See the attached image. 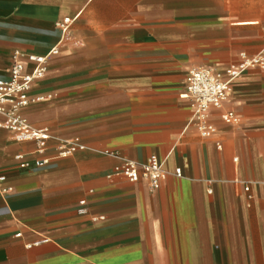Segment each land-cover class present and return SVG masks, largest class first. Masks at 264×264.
Listing matches in <instances>:
<instances>
[{"label": "crops", "instance_id": "0c3cea01", "mask_svg": "<svg viewBox=\"0 0 264 264\" xmlns=\"http://www.w3.org/2000/svg\"><path fill=\"white\" fill-rule=\"evenodd\" d=\"M58 43L29 91L43 99L22 110L50 130L46 152L0 128V264H264V73L233 81L209 110V138L181 97L190 68L264 51V0H0V80L15 50ZM229 110L237 123L221 119ZM59 140L84 148L58 157ZM111 151L156 155L160 188L108 177ZM39 157L50 160L33 165Z\"/></svg>", "mask_w": 264, "mask_h": 264}, {"label": "built area", "instance_id": "2783aa9c", "mask_svg": "<svg viewBox=\"0 0 264 264\" xmlns=\"http://www.w3.org/2000/svg\"><path fill=\"white\" fill-rule=\"evenodd\" d=\"M72 21V18L65 17L57 22L56 26L63 34H66ZM58 53L59 43L44 54H22L15 50L11 57L9 77L6 80H0V128L9 130L18 142H34L35 152L40 156L46 152L47 141L52 138V134L47 128L32 126L22 114V110L32 101L43 99L40 97L31 100L29 91L33 82L42 78L46 73L48 59ZM20 56H24L32 63L31 70H26L25 63L20 59ZM248 68H258L264 73V51L254 56L241 54L237 64H231L223 70L204 66L190 68L186 76L185 91L181 97L190 102L192 115L189 124L196 128L200 136L209 138L214 135L216 128L209 120V110L222 108L229 96L233 81L238 79ZM221 119L228 124H235L238 121L234 112L230 110L223 112ZM217 147L220 148L219 143H217ZM82 148L84 145L75 140H59L56 146V156H68ZM105 155L117 160V164L113 166L112 173L108 177L111 175L122 176L130 182L143 180L151 192L157 191L167 176L164 162L156 155H150L143 162L123 157L116 151L106 152ZM15 158L20 168H27L31 165L25 159L24 154H17ZM49 160L48 157H39L33 161V165L43 166ZM175 174L180 175V170L176 169ZM248 189L249 186H246L245 190ZM76 212L79 215L87 213L85 200L79 201ZM41 241H46V239L35 241L27 246L38 244Z\"/></svg>", "mask_w": 264, "mask_h": 264}]
</instances>
